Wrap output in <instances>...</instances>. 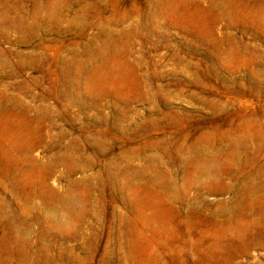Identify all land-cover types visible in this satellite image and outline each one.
Masks as SVG:
<instances>
[{
  "label": "rangeland",
  "instance_id": "obj_1",
  "mask_svg": "<svg viewBox=\"0 0 264 264\" xmlns=\"http://www.w3.org/2000/svg\"><path fill=\"white\" fill-rule=\"evenodd\" d=\"M0 264H264V0H0Z\"/></svg>",
  "mask_w": 264,
  "mask_h": 264
}]
</instances>
